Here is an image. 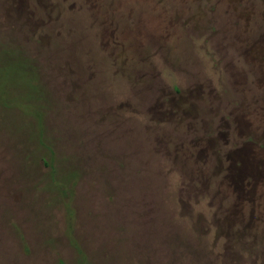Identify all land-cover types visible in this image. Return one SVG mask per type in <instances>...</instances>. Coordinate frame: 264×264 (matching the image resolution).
I'll return each mask as SVG.
<instances>
[{
    "label": "rangeland",
    "instance_id": "rangeland-1",
    "mask_svg": "<svg viewBox=\"0 0 264 264\" xmlns=\"http://www.w3.org/2000/svg\"><path fill=\"white\" fill-rule=\"evenodd\" d=\"M3 52L0 264H264V0H0Z\"/></svg>",
    "mask_w": 264,
    "mask_h": 264
},
{
    "label": "trees",
    "instance_id": "trees-1",
    "mask_svg": "<svg viewBox=\"0 0 264 264\" xmlns=\"http://www.w3.org/2000/svg\"><path fill=\"white\" fill-rule=\"evenodd\" d=\"M2 56L6 57V61L5 62H2L0 61V70H4L5 68V65H9L11 67H15V71L17 73H22L24 76H26L28 79H29V76L31 78V76L33 75H36L35 72H34V69L29 66V65H25L23 64V62L18 58H7L8 57V53L7 52H3L2 53ZM1 56V57H2ZM33 79V78H32ZM35 79V78H34ZM33 79V80H34ZM31 90L33 89L35 91V93H38V90L36 87L34 86H30L29 87ZM32 109V108H31ZM33 114L36 116V125L39 127H41V124L43 122V117H42V113L40 111H36L33 109Z\"/></svg>",
    "mask_w": 264,
    "mask_h": 264
}]
</instances>
